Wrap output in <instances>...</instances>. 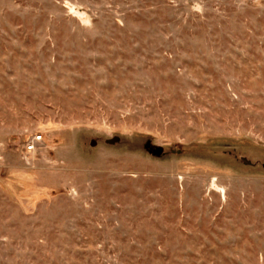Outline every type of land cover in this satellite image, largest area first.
Returning <instances> with one entry per match:
<instances>
[{"label": "rangeland", "instance_id": "obj_1", "mask_svg": "<svg viewBox=\"0 0 264 264\" xmlns=\"http://www.w3.org/2000/svg\"><path fill=\"white\" fill-rule=\"evenodd\" d=\"M0 264H264V0H0Z\"/></svg>", "mask_w": 264, "mask_h": 264}, {"label": "built area", "instance_id": "obj_2", "mask_svg": "<svg viewBox=\"0 0 264 264\" xmlns=\"http://www.w3.org/2000/svg\"><path fill=\"white\" fill-rule=\"evenodd\" d=\"M28 146H30L29 144H28ZM32 147V146H31Z\"/></svg>", "mask_w": 264, "mask_h": 264}]
</instances>
